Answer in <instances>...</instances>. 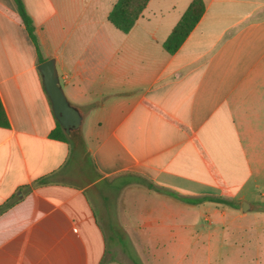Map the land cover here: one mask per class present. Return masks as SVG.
I'll return each instance as SVG.
<instances>
[{
    "label": "crops",
    "instance_id": "obj_1",
    "mask_svg": "<svg viewBox=\"0 0 264 264\" xmlns=\"http://www.w3.org/2000/svg\"><path fill=\"white\" fill-rule=\"evenodd\" d=\"M22 1L82 121L70 141L49 136L35 47L0 0V264H212L197 234L207 200L186 220L193 204L168 190L234 198L257 184L264 0H203L172 53L162 42L191 0H148L127 32L107 19L116 0Z\"/></svg>",
    "mask_w": 264,
    "mask_h": 264
},
{
    "label": "rangeland",
    "instance_id": "obj_2",
    "mask_svg": "<svg viewBox=\"0 0 264 264\" xmlns=\"http://www.w3.org/2000/svg\"><path fill=\"white\" fill-rule=\"evenodd\" d=\"M156 19L152 17L145 21L143 30L154 29L158 24ZM124 47H129L128 42ZM75 132L79 134L80 127ZM256 182L255 185L251 180L238 191L232 198L234 206L205 200L207 209L201 211L202 201L193 204L186 213V220H194L201 211L198 214L201 225L197 233L201 236L199 244L207 248L212 264H264V165ZM242 200L249 202L247 210L241 209ZM215 210H225V222L218 219L212 222ZM203 260L200 258V262H205Z\"/></svg>",
    "mask_w": 264,
    "mask_h": 264
},
{
    "label": "trees",
    "instance_id": "obj_3",
    "mask_svg": "<svg viewBox=\"0 0 264 264\" xmlns=\"http://www.w3.org/2000/svg\"><path fill=\"white\" fill-rule=\"evenodd\" d=\"M14 2L16 10L24 23L27 34L35 47L38 56V61L40 62L44 60V58L40 54L37 38L34 33L33 20L31 16L27 13V10L22 0H14ZM147 2L148 0H116L107 14V19L119 30L127 32L133 26L136 19L138 18L142 10L145 8ZM203 11V0H191L184 12L181 14L180 18L177 20V22L174 24V26L166 36V38L163 40V48L170 53L177 50V48L181 45L188 33L194 27L196 22L199 20ZM5 123L6 119L0 106V124ZM74 132H72V134L68 136L64 132L62 126L56 120L55 126L49 132V136L61 140L70 141L74 136ZM147 187L159 190V188L156 187L152 182H147ZM168 193L190 204H197L205 200L223 203L230 206H234L235 204L232 198L224 197L221 195H178V193L173 190H168Z\"/></svg>",
    "mask_w": 264,
    "mask_h": 264
},
{
    "label": "water",
    "instance_id": "obj_4",
    "mask_svg": "<svg viewBox=\"0 0 264 264\" xmlns=\"http://www.w3.org/2000/svg\"><path fill=\"white\" fill-rule=\"evenodd\" d=\"M41 75L43 88L48 96L55 119L69 136L81 126L82 115L73 104L69 102L59 82L55 59L48 57L37 64ZM249 202L242 200L241 209L247 210Z\"/></svg>",
    "mask_w": 264,
    "mask_h": 264
}]
</instances>
